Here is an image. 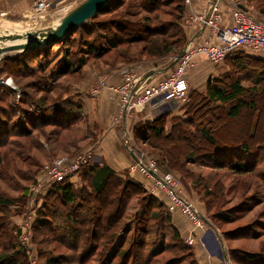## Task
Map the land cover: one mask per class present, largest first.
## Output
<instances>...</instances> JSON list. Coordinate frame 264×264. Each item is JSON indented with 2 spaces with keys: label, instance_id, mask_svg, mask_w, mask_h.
I'll use <instances>...</instances> for the list:
<instances>
[{
  "label": "trees",
  "instance_id": "16d2710c",
  "mask_svg": "<svg viewBox=\"0 0 264 264\" xmlns=\"http://www.w3.org/2000/svg\"><path fill=\"white\" fill-rule=\"evenodd\" d=\"M184 1L110 0L59 42L2 59V69L22 90V95L16 99L11 89L0 85V103L6 104L5 107L0 105V179L20 189L17 197L0 189V264H31L28 249L19 239L20 229L14 233V229L4 228L10 217L7 209L17 205L24 209L29 197L28 187L21 185L15 175H10L9 163L15 158L26 161L35 149L44 150L41 139L46 145L49 140L59 143V149L70 152L69 147H75L76 141L87 137L85 133L79 135L84 132L82 128L89 129L85 128L82 104L74 106L68 98L70 88L63 85L62 89L55 79L79 76L94 60H102L113 68L117 63L127 66L177 56L186 46L181 24ZM252 1L262 20L244 3L242 7L264 23V0ZM75 42L78 47L71 53ZM55 45L63 53L49 69V57L39 61L38 55L48 56ZM75 53L78 64L74 61ZM143 54L155 59L142 60ZM35 60L36 67L28 64ZM223 62L230 67L228 74L235 67L253 72L254 85L244 88L238 78L226 85H217L209 79L204 93L194 90L189 93L187 102L178 107L181 109L178 115H172L174 111L169 110L151 122H138L132 127L135 142L157 154L162 170L175 173L181 181H193L192 186L204 201L207 214L218 227L236 221L224 207L229 189H225L220 176L208 184L202 171L189 166L252 174L261 180L264 190V173L257 170L255 163L259 154H264V126L260 125L263 112L256 106V94L262 93L264 97V59L237 51ZM34 75H37L36 82L31 87L41 94L39 97L29 93L26 90L29 87L25 89L16 83L19 78ZM243 109H247L254 123L250 121L241 135H237L240 131L221 134L217 127L221 115H225L226 120H235ZM213 114L217 116L213 118ZM46 127L54 128L53 134L49 135ZM33 162L35 170L27 174L32 177L30 183L41 167L39 161ZM72 175H77L79 186L69 180ZM24 176L20 175V180L24 181ZM40 198L41 206L31 223L34 244L38 247L37 238H40V243H53L54 248L63 246L72 252L73 263L86 264L92 259L95 264H199L194 248L185 243L174 227L166 206L142 185L128 177L116 176L107 166L81 165L75 173L52 183ZM132 200L139 206L134 214L127 209ZM245 236L248 233L234 239ZM53 250L45 257L46 264H65V259ZM230 252L238 264H264V254L232 249ZM41 253L38 259L42 258Z\"/></svg>",
  "mask_w": 264,
  "mask_h": 264
},
{
  "label": "rangeland",
  "instance_id": "374dc122",
  "mask_svg": "<svg viewBox=\"0 0 264 264\" xmlns=\"http://www.w3.org/2000/svg\"><path fill=\"white\" fill-rule=\"evenodd\" d=\"M84 0H78L77 5H79ZM191 2V0H190ZM242 4L244 3L245 6L254 13L258 18L262 20L258 12L253 8L255 3L252 0H241ZM76 5V6H77ZM185 5V12L183 15V18L187 15L191 14H197L192 13L189 8V4ZM221 5H219L220 8ZM55 9L51 7L49 10L46 11L45 15L32 17V13L30 14L29 18H26L21 23L17 24H5L2 21L0 22V36L11 34L9 35L11 37V40H0V47L1 46H7L14 43H21L26 40L25 33H34L37 31H41L47 28L53 27L57 21L51 19V14L54 12ZM69 12V11H68ZM67 12V13H68ZM66 13V14H67ZM201 14V13H199ZM57 17V14H56ZM55 17V19H56ZM183 20V19H182ZM53 25H50L52 22H55ZM182 27L184 26L183 22L181 23ZM22 33H18L21 32ZM17 32L16 34H13ZM18 39V40H16ZM16 41V42H12ZM191 42L186 40L185 48L182 50L184 51L188 45H190ZM193 45V44H191ZM78 47V42H75L72 45V48H70L71 53H73ZM52 52L48 54V56L45 54H41L43 56L38 55L39 61H45L47 57H49V69L55 65V63L62 57L63 50H59L58 46L55 45L52 47ZM17 54H20V51H10L7 53H4L0 58V79H11L13 82L11 76H9L4 69H2L3 65V58L8 56H16ZM250 55H255L252 53H248ZM36 55V54H35ZM72 55V54H71ZM37 56V55H36ZM76 57V60L74 61L77 63L78 56H76V53L73 55ZM203 56V55H202ZM258 57L264 56V55H255ZM38 57L36 59H38ZM177 56H171L169 60H166V64L163 67H167L168 69H174L176 67V62H174L175 58ZM204 57V56H203ZM35 58V56L33 57ZM106 58H109V56H106ZM142 60H154L155 58L146 57L144 54L142 55ZM168 58V57H166ZM166 58H162L155 61H146L151 63H158L161 60H165ZM205 58V57H204ZM105 59V58H104ZM33 60V59H32ZM31 60V62H32ZM31 62H28L29 65H35L37 61L35 60L32 64ZM143 62V61H142ZM170 66V63H172ZM141 63V62H140ZM168 63V64H167ZM78 64V63H77ZM76 64V65H77ZM137 64V63H134ZM134 64H130L127 66H124L123 64H115L114 66L117 67H128ZM212 67V74L211 76L206 80L201 79L199 76L196 77L193 74V71L196 69L195 62L194 66L190 69L191 73V79L188 85V91H187V100L189 98V93L194 90L196 92H202L204 93L206 89V82L208 80H212L213 84L217 85H226L230 82L231 79L238 78L239 82L242 84L244 88H251L252 85H254V82L256 81V77L254 76L253 72H250L248 70H239L235 67V70H230L231 72H227L228 66L226 65V62H222L218 65H212L209 64ZM107 66L108 68L111 67L108 64H105L102 60H94L93 62H90L89 65L85 66V68L81 71V75L75 76L74 78H57L55 79L57 85L63 87L67 86L70 88V93L68 98L70 99L71 103H73L74 106L81 103L83 104V99H85L88 94L85 95V93H90L93 96L98 95L103 88L106 87V77L102 74L101 67ZM113 66V68H115ZM230 66V65H229ZM9 64L5 66L6 71L9 70ZM36 67V66H34ZM113 68H109L112 70ZM133 73V72H132ZM171 73V72H170ZM169 73V74H170ZM134 74V73H133ZM123 75V74H122ZM135 75V74H134ZM36 76L33 77H26V78H19L17 84L23 85V87L26 89L29 93H32L34 97H39L41 94L37 91H35L33 83L36 82ZM222 81V82H221ZM44 82V81H43ZM188 82V80H187ZM45 83H42L44 85ZM65 85V86H63ZM14 89L8 88L7 90L14 92L16 99H18L22 95V90H19L17 88V85L14 84ZM84 90V91H83ZM86 90V91H85ZM112 90V89H111ZM80 91H83L81 93ZM254 91V90H253ZM261 94H256V101L258 108L263 112L261 119H260V125L264 126V97L261 96ZM51 96V94H50ZM14 97V96H13ZM187 100L182 104L184 105ZM12 103V99H11ZM1 107H5L6 104L0 103ZM145 107V106H144ZM142 107V108H144ZM139 108V107H138ZM136 107L128 109L125 113L120 109L119 107V113L118 116L114 118V124L124 125L123 122L131 118L132 113H134ZM181 110V109H180ZM180 110H175L172 115H178ZM220 109H218V113ZM222 114V113H221ZM217 116L216 114H213V116ZM208 116V114H206ZM225 115H221V120H218L217 127L221 129L220 133H226L229 134H235L239 132L237 135H241L240 133L244 130H246L247 126H249L250 121L254 123V119L251 120V117L249 116V113L247 109H243L240 116L235 120H226L227 118L224 117ZM209 118L211 115L208 116ZM214 118V117H213ZM220 119V118H219ZM123 121V122H122ZM256 122V121H255ZM214 125V124H213ZM259 125V127H260ZM87 126H85L86 128ZM53 129L51 127H46L45 130L47 133H50L49 135L53 134ZM84 132L81 134H87V137L84 141H76L75 147L68 148L71 151H65L64 149L61 150L58 148V144L53 141H48L47 145L45 144V140L41 139V143L44 146V150L42 149H35L30 154V158H27L26 161H23L21 159L15 158L13 162L9 163V172L11 176H16V179L20 181L21 185H25L28 188L33 187V185L36 183V179L38 177L39 179V185L41 186L39 191L35 194V196L28 197L26 200V205L24 209L22 206H11L7 210L10 212V217L7 218L6 223L4 225V228L6 229H14V233H16V229H20V235L19 239L22 245H24L28 249L29 254V262L31 264H46L45 257H49L51 250L54 251L55 254L60 255L63 259H65V264H77L73 263L72 258V252L68 251L63 246H58L54 248V244H47L46 242H39L40 238L38 239V247L33 242V233H32V221L36 218V211L41 206V195L45 192L46 188H48L52 183L49 181V175L48 173L55 167L59 166L62 168H70L71 165L76 161V159H83L87 155H90L89 160L87 163H91L94 165H97L94 156H95V146H96V136L93 134V132L90 129H84L82 128ZM86 130V131H85ZM125 141L127 149H129V153L134 158L133 164L129 167L127 172H138L141 175L142 174L138 169L137 165H142L143 167L147 168L150 164L156 163V174L151 173V176L144 175V177L151 179L153 181L154 187H155V180H160V177L167 173L171 176V181L173 185V191L178 196L179 199H182V202L184 203V207H181L180 209H176L178 211H181L180 213L184 212L185 207L188 208V212L194 214L197 213L200 218L202 219L200 221L202 229H196L193 232V224L191 220L185 215L182 214L187 221L190 224L191 233L187 235L189 237L191 234L194 238V241H192L191 245H188L189 247H192L196 245L197 242H201L210 253L216 254L218 256V263L217 264H238L235 262V259L233 260L232 253L230 252V249L235 251H243L248 254H264V216H261L264 211V190L261 180L254 177L252 174H233V173H226L224 171H214L210 170L208 168H194L192 166H189L191 169H198L204 173L206 176V182L208 184L214 183V179L221 178L225 189H229V192L226 193V202H225V209L230 210V212L235 217L236 221L235 223H231L228 225H223L221 227H218L209 217L205 210V203L202 200V198L197 194V191L194 190L193 181L191 180H183L181 181L179 177L169 171H164L159 167L158 160H157V154H154L152 151H149L147 148L139 146L137 142H135L133 138L132 133V127L130 126L126 128L125 130ZM63 135V133L61 134ZM60 137V135H58ZM62 138V136H61ZM152 152V153H151ZM29 154V153H28ZM260 157L256 158V168L257 170H260L262 173H264V154H259ZM39 161L41 164L40 169L38 170V173L34 176L35 180L33 183H30L29 180H32V177H29L27 175L28 173H31L30 171L35 170V166L32 165L33 161ZM34 163V162H33ZM86 163V164H87ZM5 166L4 164H2ZM85 165V164H84ZM33 173V172H32ZM24 176V181L20 180V175ZM158 175V176H156ZM123 176L128 177L127 175L123 174ZM129 178V177H128ZM130 179V178H129ZM155 179V180H154ZM69 180L74 182V185L79 186L80 182L77 179V175H72L69 177ZM133 181V180H132ZM252 183V185L250 184ZM141 185V184H140ZM143 187L145 185H142ZM235 186V190H231ZM223 187V188H224ZM145 188V187H144ZM147 188H149V185H147ZM0 189L3 192H6L7 194L11 196L17 197L19 193V187L12 186L9 184L6 179H0ZM146 192L150 194V192L145 188ZM204 192V191H203ZM166 194V193H165ZM151 195V194H150ZM257 198V200H256ZM168 199V198H167ZM256 200V202H254ZM169 200H167V203ZM258 202V203H257ZM166 203V205H167ZM165 205V206H166ZM239 206V207H238ZM128 212L131 214H134L139 210V206L137 205L136 200H132L130 204L128 205ZM166 209L167 206H166ZM175 210V211H176ZM168 212V210H167ZM169 213V212H168ZM194 216V215H193ZM233 231V232H232ZM227 232H232L230 235H225ZM243 233H248V236H245L243 238H236L234 237L243 235ZM195 234L199 237V239H196L195 241ZM13 235V234H12ZM186 237V238H187ZM186 240V239H185ZM184 240V241H185ZM40 250V251H39ZM194 250V249H193ZM42 252V253H41ZM42 254V258L38 259V255ZM235 257V256H234ZM86 264H95V262L91 259ZM185 264V263H183Z\"/></svg>",
  "mask_w": 264,
  "mask_h": 264
},
{
  "label": "crops",
  "instance_id": "0c3cea01",
  "mask_svg": "<svg viewBox=\"0 0 264 264\" xmlns=\"http://www.w3.org/2000/svg\"><path fill=\"white\" fill-rule=\"evenodd\" d=\"M209 1L210 0H191L189 11L197 14L206 13ZM218 1L221 3L219 8L221 16L220 24H231V12L227 8L226 0ZM51 2L52 7L55 10L50 17L58 23L68 11H71L76 7L78 0H51ZM32 5L33 0H0V22L2 21L5 24H17L23 22L24 19L30 17ZM56 21L52 22L50 25H53ZM202 25L195 23L188 27L183 26L186 40H189L191 44H200L208 38V29L205 27L202 29ZM22 32L23 31L18 33ZM16 33L17 32L13 34ZM170 58L171 56H168V58L165 60L163 59L158 63L143 61L124 68L115 66L112 70H110L107 66L101 67L102 74L106 77V87L103 88L96 96L88 93L89 91L85 93V95L88 94V96L83 99L82 104V111L86 119V125L97 139L95 142L96 146L94 156L96 164L99 166H107L109 169L114 171L116 176L120 178L126 177L123 176V174H125L130 178V180H133L138 184L145 185L144 187L150 192V194L164 205L167 203V196L161 189L159 190L154 187L151 179L144 177V175H141L138 172H127L129 167L133 164L134 158L130 155L129 149H127L125 141H123V139L126 140L124 133L126 128L129 126L131 128L138 122H151L166 111L178 110V107L181 105L178 106L176 103L164 101L153 102L144 108L135 109L131 118L125 122L122 121L124 125L122 124L121 126L113 123L114 118L117 117L119 113L120 96L117 93H114L110 87L119 86L122 83V74L125 72H133L136 77H139V83L141 85L155 83L172 72V69L167 68L169 65L163 67L167 62L166 60H169ZM261 58L264 59V56H261ZM194 62L196 69L193 71L192 75L196 77L199 76L201 79L207 81L213 70L209 65L210 63L208 60L202 55H198L194 58ZM171 64L172 63H170V65ZM191 73L192 72L189 70L186 74L188 85L191 79ZM83 91L80 92L83 93ZM147 185H149V188H147ZM169 213L174 227L179 231L180 235L185 240L191 231L189 222L178 210ZM194 237L195 241L196 239H199L196 234ZM193 248L195 257L199 264H217L219 262L217 259V253H210L201 242H197Z\"/></svg>",
  "mask_w": 264,
  "mask_h": 264
},
{
  "label": "built area",
  "instance_id": "2783aa9c",
  "mask_svg": "<svg viewBox=\"0 0 264 264\" xmlns=\"http://www.w3.org/2000/svg\"><path fill=\"white\" fill-rule=\"evenodd\" d=\"M185 3L189 4L190 0H185ZM219 5L221 3L218 0H210L206 13L191 14L183 18L185 27L195 23L204 24L205 28L208 29L209 36L200 44L188 45L170 74L155 83L141 85L139 77H136L132 72H125L122 76V83L117 87H110L114 93L120 96L119 107L124 113L130 108H142L160 101L182 105L187 100L188 83L186 74L194 66V58L198 55H203L212 65L222 63L228 55L237 51L264 55V23L259 21L250 11L245 10L242 7L241 0H226L227 8L231 12L232 23L221 25ZM51 7V0H33L32 17L45 15ZM0 85L14 89L11 79H0ZM89 158L90 155L83 159H76L70 168L55 166L48 173V182L62 181L68 175L75 173L81 165L86 164ZM136 167L144 175L156 174L155 162L147 168L142 165ZM36 180L33 187L28 188L29 198L35 196L41 187L38 177ZM155 188L166 193L169 200L166 205L168 212H173L176 209L181 210V207H184L182 199H179L173 191L169 174L165 173L160 177V180L156 179ZM182 214H185L191 220L193 232L196 229H202L200 223L202 219L197 213L192 214L185 207ZM192 241H194V238L191 234L186 238L185 243L191 245Z\"/></svg>",
  "mask_w": 264,
  "mask_h": 264
},
{
  "label": "water",
  "instance_id": "95a60500",
  "mask_svg": "<svg viewBox=\"0 0 264 264\" xmlns=\"http://www.w3.org/2000/svg\"><path fill=\"white\" fill-rule=\"evenodd\" d=\"M110 0H84L74 9L69 11L64 15L59 22L51 28H47L34 33H25L26 40L21 43H14L7 46L0 47V58L4 53L10 51H20L26 53L45 45H52L59 42L64 38L69 32H71L77 26L83 24L86 20L91 18L95 13H97L107 2ZM204 29V24L202 25ZM11 37L9 35H1L0 40L10 41ZM184 51H181L174 62H176L180 57H182ZM173 64V62H172ZM171 66V65H170Z\"/></svg>",
  "mask_w": 264,
  "mask_h": 264
},
{
  "label": "bare ground",
  "instance_id": "6f19581e",
  "mask_svg": "<svg viewBox=\"0 0 264 264\" xmlns=\"http://www.w3.org/2000/svg\"><path fill=\"white\" fill-rule=\"evenodd\" d=\"M16 40H18V39H16Z\"/></svg>",
  "mask_w": 264,
  "mask_h": 264
}]
</instances>
